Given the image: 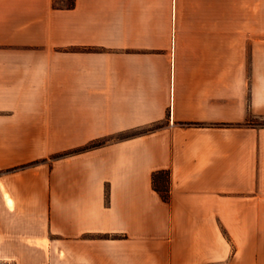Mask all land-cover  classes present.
<instances>
[{
    "label": "crops",
    "instance_id": "0c3cea01",
    "mask_svg": "<svg viewBox=\"0 0 264 264\" xmlns=\"http://www.w3.org/2000/svg\"><path fill=\"white\" fill-rule=\"evenodd\" d=\"M73 1L0 0V264H264L262 0Z\"/></svg>",
    "mask_w": 264,
    "mask_h": 264
},
{
    "label": "trees",
    "instance_id": "16d2710c",
    "mask_svg": "<svg viewBox=\"0 0 264 264\" xmlns=\"http://www.w3.org/2000/svg\"><path fill=\"white\" fill-rule=\"evenodd\" d=\"M75 3L73 0L70 1V4L68 5V8H72L74 7ZM55 7V6H54ZM56 9H61V7H55ZM258 126L264 128V123H259L257 124ZM139 134V133H136ZM141 134V132H140ZM101 144L96 143L93 144L89 147H86L84 149H81L80 151H86V150H91L93 148H96L98 146H100ZM152 181H153V188L154 190L160 195V197L164 200V202L169 203L170 202V198H171V194H170V190H171V176H170V172L169 171H160V172H156L153 174L152 177Z\"/></svg>",
    "mask_w": 264,
    "mask_h": 264
},
{
    "label": "rangeland",
    "instance_id": "374dc122",
    "mask_svg": "<svg viewBox=\"0 0 264 264\" xmlns=\"http://www.w3.org/2000/svg\"><path fill=\"white\" fill-rule=\"evenodd\" d=\"M70 1L71 0H54V6L55 7H65L70 4ZM261 8H262L261 42L264 43V0H262Z\"/></svg>",
    "mask_w": 264,
    "mask_h": 264
}]
</instances>
